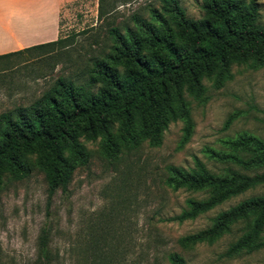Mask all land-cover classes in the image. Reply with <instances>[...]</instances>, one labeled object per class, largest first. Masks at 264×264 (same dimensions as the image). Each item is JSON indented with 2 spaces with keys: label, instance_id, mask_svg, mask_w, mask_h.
I'll return each mask as SVG.
<instances>
[{
  "label": "trees",
  "instance_id": "trees-1",
  "mask_svg": "<svg viewBox=\"0 0 264 264\" xmlns=\"http://www.w3.org/2000/svg\"><path fill=\"white\" fill-rule=\"evenodd\" d=\"M130 0H97L106 16ZM131 12L125 22L105 28L107 44L89 56L76 80L58 76L35 99L0 112V191L6 182L42 174L46 197L64 192L77 167L88 162L81 139H99V154L116 159L122 151L161 144L171 122L182 124L179 145L192 133L191 101L207 100L209 81L220 87L232 77L231 66L264 64V21L254 0H199L201 15L187 17L179 0H153ZM62 39L0 55V59L60 44ZM229 121V120H227ZM204 147L205 157L221 165L210 171L193 157L190 167L167 165L163 184L196 196L184 200L167 220L182 222L210 211L232 197L264 185V140L239 131ZM237 226V236L223 255L232 257L264 249V193L221 209L209 223L182 235L183 247L211 243ZM169 264H185L174 252ZM48 229L40 228L33 264H54Z\"/></svg>",
  "mask_w": 264,
  "mask_h": 264
},
{
  "label": "rangeland",
  "instance_id": "rangeland-1",
  "mask_svg": "<svg viewBox=\"0 0 264 264\" xmlns=\"http://www.w3.org/2000/svg\"><path fill=\"white\" fill-rule=\"evenodd\" d=\"M264 21V0H254ZM60 44L9 56L0 68V112L26 105L58 76L80 78L89 56L107 44L105 28L153 0H130L106 16L97 14V0H60ZM187 17L201 15L199 0H179ZM108 45V44H107ZM82 70V71H81ZM232 77L220 87H207L203 104L191 101L193 122L188 140L179 145L182 124H168L161 144L145 141L122 151L114 160L99 154V139H81L88 162L77 167L64 192L46 197V185L36 169L23 179L6 182L0 191V264H33L40 228L48 229L54 264H169L179 254L185 264H264V249L232 257L223 255L238 234L237 226L211 243L183 247L177 238L205 227L221 209L253 194L264 185L230 198L210 211L182 222L167 220L196 196L163 184L165 167H190L193 157L216 172L221 165L202 149H218L219 140L248 131L264 140V64L231 66ZM80 81V80H79ZM229 120V121H227Z\"/></svg>",
  "mask_w": 264,
  "mask_h": 264
},
{
  "label": "crops",
  "instance_id": "crops-1",
  "mask_svg": "<svg viewBox=\"0 0 264 264\" xmlns=\"http://www.w3.org/2000/svg\"><path fill=\"white\" fill-rule=\"evenodd\" d=\"M60 9V0H0V55L56 40Z\"/></svg>",
  "mask_w": 264,
  "mask_h": 264
}]
</instances>
